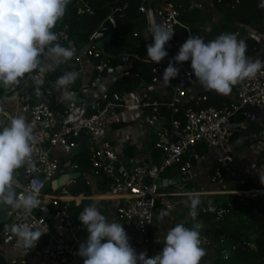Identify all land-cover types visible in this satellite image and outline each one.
Returning <instances> with one entry per match:
<instances>
[{
	"label": "built area",
	"instance_id": "1",
	"mask_svg": "<svg viewBox=\"0 0 264 264\" xmlns=\"http://www.w3.org/2000/svg\"><path fill=\"white\" fill-rule=\"evenodd\" d=\"M136 1L138 2L137 10L145 19V29L138 33L145 50L146 45L152 42L149 34L150 22L171 27L174 32L178 26L184 28L187 35H190L189 28L179 20L180 11L174 6L173 0ZM258 1L261 2V0ZM239 4L240 0H193L190 1V8H196L202 12L212 10L214 6L233 10ZM262 8L264 10V7ZM116 11L122 13L121 8H115L110 14ZM81 12L79 7L78 13ZM262 24L264 26V21ZM115 28L112 22V30ZM94 33L90 36L89 42L81 48L74 47L71 42L65 44V47H71L74 50L70 71L82 72L80 59L83 57L89 61L101 60V63L105 64L104 67L93 66V70L98 74L92 76L93 78L85 88H75L72 84L69 86V90L76 98L83 99V104L86 98L92 99L91 114L88 118L75 120L73 109L80 105L77 101L72 104L70 110L60 107L55 102L52 106L47 100L32 99L28 96L26 94L28 87L40 86L34 79L38 75V70L30 76L28 83L19 82L18 89H14L15 85H11L10 94L0 101V116L6 119L5 107L9 102H14L18 109L14 111L13 116L23 115L33 126L37 140L33 145L32 166L30 167L26 162L19 168L16 178L20 183L19 194H23L31 186L40 189L39 199L42 205L27 216L18 210L11 209L7 213L6 224L0 229V245H8L22 251L21 264H83V258L77 253L80 244L84 242L80 234L86 232V229L79 220L70 216L68 209L70 202L79 197L72 196L68 191V187L74 184L76 178H68L63 187L50 189V193H45L48 189L45 185L55 180L61 172L60 149L77 148L80 138L87 134L91 141L86 151L91 161L89 176L106 183L102 198L116 202L113 208L114 221L122 224L130 245L138 253L146 251L148 254L150 250L158 249V245L152 240L150 234L156 227V203L163 199L165 206L172 210L179 204L188 205L190 195H204V190L185 192L191 185L185 186L192 183L195 176L202 170L205 171V168L206 183L214 192L249 197L264 195V189L241 191L230 188L222 191L219 188L233 175L240 153L247 152L252 159L249 158L247 165L240 171L242 174L237 180L238 185L247 178L257 179L264 176V156H262L264 152V72L234 85L231 92L224 95V100L218 105H205L209 101L205 93L208 90L203 88L192 74L190 61L176 65L180 69L179 74L169 84L165 85L162 82L160 76L167 67L169 59L175 55L174 45L170 40L165 45L168 56L159 63H155L149 81L142 84L147 94H137L134 99H128L125 94L131 90L119 92L102 85L99 73L106 68V63L101 57L106 55L96 49L91 42ZM138 35L132 34L133 37ZM234 35L245 43L248 39H252L256 50L248 57L264 62V30L256 33L252 29H239ZM110 58H115L117 64L123 67H117L115 75L117 79H124L130 76L131 59H137V56L126 53ZM51 62L45 55L42 64L47 65ZM47 73L46 71L43 75L44 82ZM119 111H134L138 119L141 118L144 125L149 127L155 139L146 147L150 157L158 152L160 155L158 162H152L150 157L148 163L134 156L130 161L124 158V150L132 145L133 137L125 125L111 128V120ZM253 111L256 115L252 113ZM110 132L113 136L112 140L108 136ZM79 135V140L75 141V137ZM201 147L208 148L209 153L200 155L198 149ZM56 148L59 151L55 152ZM190 157L195 161L194 167L189 162ZM211 166L213 169L208 173ZM69 168L75 169V165L70 163ZM175 168H178L180 173L189 174V179L180 183L184 186L181 192L161 193L162 187H157V182L163 179V175L169 169ZM253 173L256 175L254 178ZM86 184L90 186L91 182L86 180ZM95 207L101 210L99 204ZM48 210L50 213L46 212ZM50 214L57 219V226L52 225L48 220L47 216ZM168 215L171 216L170 213ZM190 219L189 211L186 210L185 218L175 221L173 226L183 224L186 227L185 223ZM15 223L36 225L41 230L47 229V232L40 237L34 248L19 249L9 231L10 226ZM62 234H70L74 243H70ZM200 241V246L204 247V242L201 239ZM29 256L34 259L33 262L27 259ZM207 260L204 264H210Z\"/></svg>",
	"mask_w": 264,
	"mask_h": 264
},
{
	"label": "clouds",
	"instance_id": "2",
	"mask_svg": "<svg viewBox=\"0 0 264 264\" xmlns=\"http://www.w3.org/2000/svg\"><path fill=\"white\" fill-rule=\"evenodd\" d=\"M69 3L70 0H0V85L18 84L26 74L37 70L34 79L41 85L46 71L72 59L74 50L56 43L58 37L52 31ZM260 6L264 7V0ZM149 34L152 42L146 45V56L151 62L159 63L168 56L165 45L173 38L174 30L150 22ZM246 50L247 44L232 33H222L208 41L199 35H189L169 59L160 77L165 85L169 84L179 74L176 65L190 61L192 74L203 88L227 95L237 83L264 72V62L250 59ZM43 55L54 63L43 65ZM78 75L75 71H67L56 79L55 87L64 100L75 99L69 86ZM36 142L33 126L23 115L12 116L9 123L0 128V207L18 210L25 216L42 205L40 189L31 186L19 194L14 177L16 170L26 162L32 166ZM260 181L264 184V177H260ZM189 201V215L195 218L201 204L199 194L190 195ZM167 214L162 212L160 218ZM78 219L87 231V238L77 253L83 258V264H199L205 255L200 246L199 224L191 228L176 224L169 228L161 250L149 257L146 251L137 253L122 224L109 222L95 205L85 207ZM9 231L17 248L32 249L47 229L15 223Z\"/></svg>",
	"mask_w": 264,
	"mask_h": 264
},
{
	"label": "trees",
	"instance_id": "3",
	"mask_svg": "<svg viewBox=\"0 0 264 264\" xmlns=\"http://www.w3.org/2000/svg\"><path fill=\"white\" fill-rule=\"evenodd\" d=\"M174 6L180 11V22L189 28L190 35H199L205 41L215 39L222 33H232L236 29L237 22L228 19L227 14L213 22L211 19L215 16V10H221V6H214L212 11L203 13L196 8H189L186 0H173ZM138 2L136 0H70L66 6L64 16L57 21L52 29L56 33L58 39L56 43L65 46L67 42H71L74 47L81 48L89 42L90 36L99 28L101 23L107 18L109 13L115 8H121L125 18L124 22L112 30L111 42L127 47V53L135 54L137 59L132 58L130 76L117 80L111 85L112 90L124 91L132 90L137 85L147 83L151 77V70L155 63L151 62L146 56L142 38L138 33L145 29V19L137 10ZM82 12L78 13V8ZM236 16H240L242 21L248 22L253 26L252 30L260 33L262 22L264 19V10L260 6L258 0H240L238 7L233 9ZM209 14V15H208ZM212 16V17H211ZM206 25H203L205 24ZM201 26V27H198ZM137 33L138 36L133 37L132 34ZM127 34H130L127 37ZM65 36V38H63ZM188 37L184 28L176 27L171 41L174 45V53L178 52L179 46ZM246 55L251 56L256 45L252 39L246 42ZM45 55L41 57L43 60ZM106 63L108 69H112L115 65V58L101 57ZM69 64V66H67ZM64 66L46 75V81L37 87H28L26 94L32 99L47 100L53 106L54 99L50 90L51 83L60 75L64 74L72 62H67ZM68 67V69H67ZM107 68H104L99 76L104 79ZM31 74H26L23 81H28ZM96 71L92 72V76L96 75ZM91 76V78H93ZM20 85L15 84L14 89H18ZM11 87V86H10ZM3 88L0 86V101L6 98L11 88ZM37 89L39 94H37ZM208 96V103L218 105L224 100V96L212 90L205 91ZM77 103L81 102V98H76ZM82 136L83 133L81 132ZM79 136L75 137V141L79 140ZM204 147L199 148L201 153ZM204 151V150H203ZM132 152H128L130 155ZM204 154L206 151L203 152ZM75 165V170L79 172V176L75 179L74 184L68 187V191L72 196L90 197L92 195L91 187L86 184L84 174L90 173L91 161L88 152L73 155L70 160ZM63 161H61L62 163ZM208 173L213 169L211 166ZM264 177V176H262ZM100 189L104 190L106 183L100 181ZM168 189H172L168 188ZM236 190L246 191L251 189L263 190L264 184L261 183L260 177L257 179L247 178L238 185ZM234 189V190H235ZM201 204L197 208V216L187 221L186 227H193L199 224V236L204 242V247L211 250L213 255L209 258H201L202 261L210 264H264V195H256L249 197L245 195L237 196L235 194L200 196ZM89 200L81 201V208L88 206ZM79 205V206H80ZM69 214L71 217L78 219V215L82 212L80 209L69 206ZM185 209L190 212V208L186 205ZM6 224H0V229ZM87 232V231H86ZM85 232V233H86ZM83 233L80 234L82 237ZM0 264H6L0 258Z\"/></svg>",
	"mask_w": 264,
	"mask_h": 264
},
{
	"label": "crops",
	"instance_id": "4",
	"mask_svg": "<svg viewBox=\"0 0 264 264\" xmlns=\"http://www.w3.org/2000/svg\"><path fill=\"white\" fill-rule=\"evenodd\" d=\"M186 1H188L189 8H190V1L192 2L193 0H186ZM211 11L212 10L209 9L208 13ZM215 17L213 16L211 19L213 22L218 21V19L220 21L221 18H219L216 15H215ZM262 28L264 30V26H262ZM128 36H130V34H127V37ZM112 44L118 45V44H114V43H112ZM129 54L131 55V53H129ZM116 56H120V55H116ZM103 57L106 58L107 56H103ZM103 59H102V61H103ZM72 61L73 60L71 59L67 62H72ZM131 61H132V59H131ZM67 62L58 64V65L55 64V66L47 72L48 73L53 72V71L57 70L58 68L64 66V64H67ZM51 63H54V62H51ZM91 63H92V61H89V59H87L85 57L80 59V65H81L82 72L79 73L76 81L72 84V87L85 88L87 86V84L89 83V81L91 79L92 72L94 71L93 70L94 68H93ZM117 63L118 62L116 60L115 65L112 69H108L107 65H106L107 71L105 73V78L102 79V85L108 86L111 88V85L115 81L122 80V79H117V77L115 75L116 68L122 67V66L118 65ZM67 66H69V64H67ZM69 68L71 69V67H69ZM67 69H68V67H67ZM70 69L67 71H70ZM55 81H56V79L53 80V83H51L52 89L50 90L55 104L59 105L60 107H66L67 109L71 110L72 104L76 102V97L71 102L64 100L62 98L61 92L59 90H57L55 87ZM43 82H44V79H43ZM124 91H129V90H124ZM119 92H122V91H119ZM142 93L147 94V92L144 90V86L143 85H137L134 89L127 92L125 95H127L126 97L128 99H130V98L134 99V97L137 94H142ZM221 95L224 96V94H221ZM150 99L153 100V98H150ZM79 104L80 105H78L77 108L73 109V115H74V118L76 121L83 119V114H84L83 99L81 100V102ZM17 109H18L17 105L14 102H9L7 107H5V110L7 111L6 119L3 116H0V128L6 126L8 124L10 118L13 116L14 111ZM141 120H142L141 118L138 119V116L134 111H119L117 116L111 120V126H112L111 128L114 129L117 126L125 125V127H128L129 133L133 137L132 145L128 146L124 150V158L126 160L130 161L132 159V157L134 156L135 158H140L144 162L148 163V159H149L150 155L148 153V149L146 146H148V144H151L152 142H154L155 136L152 134L149 127L144 125V123ZM116 122H118V123H116ZM107 134H109V133H107ZM108 136L111 140L113 139L112 133L109 134ZM57 151H59L58 148H56L55 152H57ZM128 152H132V153H130V155H128ZM59 154L62 156L61 161H63L60 165V170H61L62 166L66 162H68L73 155L71 154V150H63V149H60ZM262 156H264V152H263ZM159 157H160V155L158 154V152H155L150 157V160L152 162H158ZM249 158H251V157L247 152L240 153L238 155V160H237L236 165L234 166L235 169L233 170V175H231L227 179V181L224 182L221 187H219L220 190L226 191L227 189H230V188L231 189L237 188V186H238L237 180L241 178V174H242V173H240V171L244 168V166L247 165ZM68 170L71 174H76L75 178H77L79 176V174H78L79 172H77L75 169L69 168ZM18 172H19V169L16 170L15 177H14L15 179H17L16 176H17ZM258 174H260V173L258 172ZM89 175H90V173H86L83 176H84L85 180L91 182L90 187L92 190V195L88 198H84L82 196L76 197L73 201L70 202L69 206L71 207V205H72V207L80 209L81 211H83V209L81 208L82 206L80 205L81 201L89 200L90 202H89L88 206L99 204L101 206V210H100L101 214H103L109 220V222H113L114 221L113 208L116 205V202L113 200H109V199H103L102 198L103 190L100 189L101 183L97 179L91 178ZM252 176H253V178L256 177V175L254 173L252 174ZM175 177H176V173L174 172V169H169L163 175V179H168V180L174 179ZM206 181H207V172H206V168H205V171L202 170L199 173V175L195 176V178L193 179V182L188 183V185H186L185 187L191 185L190 188H187V189H189L190 192H192V191L199 192L200 187H201V189H203L204 187H207V188L209 187L208 184L206 183ZM174 186H175L174 188L176 191H171L170 189H168V186H167L164 188L160 187L161 188L160 192L161 193L177 192V190H181V188L184 187L183 183L182 184H175ZM45 191H46L45 193L51 192L50 188L46 189ZM95 201H98V202H95ZM185 205L186 204H179L177 206H174V208L172 210H169L165 206V200L160 199L156 203V214H155L156 227L151 231L150 234H151L152 240L158 245V249L155 251L150 250L148 252L149 257L156 255L161 250V248L163 247V238L166 235L167 230L169 228L173 227L175 221L179 220V217H180L183 209L185 208ZM46 212L50 213V210H48ZM162 212H167L168 214L170 213L171 216L169 217V215L167 214V216H165L163 219H161L160 214ZM47 217H48V220L50 221V223L52 225L57 226V223H58L57 219L54 216H52V214L48 215ZM5 221H6V219H3L2 221H0V224L5 223ZM81 238L83 241H85L87 238V232L86 233L84 232ZM135 251L137 252V250H135ZM22 255H23V253L20 250H15L8 245H0V257L2 259H4L6 264H21V261H22L21 256ZM205 258H207V257H205ZM27 259L30 260L31 262L34 261V259L30 256ZM202 262H205V261H202Z\"/></svg>",
	"mask_w": 264,
	"mask_h": 264
},
{
	"label": "water",
	"instance_id": "5",
	"mask_svg": "<svg viewBox=\"0 0 264 264\" xmlns=\"http://www.w3.org/2000/svg\"><path fill=\"white\" fill-rule=\"evenodd\" d=\"M153 2L157 0H152ZM125 18L120 11H116L109 15L99 26V28L95 31L91 42L95 45V48L99 51L103 52L106 56L114 57L116 55H124L127 53V47L124 45H113L110 40V34L112 32V22L117 27L124 22ZM112 21V22H111ZM92 66H105L104 63H101V60L92 61ZM3 88H8L10 86H2ZM92 99L90 97L84 100V118H88L91 114L90 104ZM91 145L90 136L84 135L80 138V143L77 148L71 150V154L75 155L77 153L84 154L87 151L88 146ZM189 162L192 167L195 165V161L192 157L189 158ZM70 162H66L61 169L59 176L51 181L49 184L46 183V187L50 189H54L56 187H63L68 178H75L76 174H71L69 172ZM176 173V177L174 179H162L157 182V187H167L169 185L180 184L182 181L189 179V174L180 173L178 168L174 169ZM17 185V192H19L18 186L20 185L19 181L15 179ZM11 211V208L0 207V221L7 218V213ZM66 240L70 243H74V240L71 238L70 234H63Z\"/></svg>",
	"mask_w": 264,
	"mask_h": 264
},
{
	"label": "rangeland",
	"instance_id": "6",
	"mask_svg": "<svg viewBox=\"0 0 264 264\" xmlns=\"http://www.w3.org/2000/svg\"><path fill=\"white\" fill-rule=\"evenodd\" d=\"M203 13H206V12H203ZM225 14H227V16L226 17H228V19H233V20H235L236 22H237V25H236V29H235V31H234V33L237 31V30H239V29H243V30H247V29H252L253 28V26L251 25V24H249L248 22H245V21H242V18L240 17V16H236L234 13H233V10H229V9H221L220 11L219 10H215V15L216 16H218L219 18H222L223 17V15H225ZM212 17V16H211ZM215 17V16H214ZM216 18V17H215ZM264 21V20H263ZM263 23V22H262ZM203 25H206V23L205 24H203ZM263 25V24H262ZM198 27H201V26H198ZM20 82H26V83H28L29 82V80L27 81H23L22 79L20 80ZM253 114H255L256 115V112H252ZM206 151V153L204 154L203 152L204 151ZM202 150V152L201 153H199L200 155H207L208 153H209V149L208 148H206V147H204V149ZM172 187V189H170L171 191H176L175 190V186L174 185H169L168 186V188H171ZM201 190H204V195H202V196H210V195H225V194H227V193H224V194H222V193H217V192H214V191H212L211 189H209V188H207V187H204L203 189H201V187H200V191ZM177 191H180V190H177ZM189 191V189H186L185 190V192H188ZM181 192V191H180ZM185 215H186V209L184 208L183 209V211H182V213H181V215H180V217H179V219H184L185 218ZM202 248L205 250V255L202 257V258H205V257H211L212 255H213V253H212V251L211 250H209V249H207V248H205V247H203L202 246Z\"/></svg>",
	"mask_w": 264,
	"mask_h": 264
}]
</instances>
